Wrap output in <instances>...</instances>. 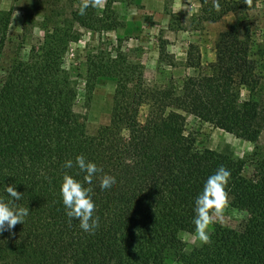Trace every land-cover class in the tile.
Returning <instances> with one entry per match:
<instances>
[{"label": "trees", "instance_id": "obj_1", "mask_svg": "<svg viewBox=\"0 0 264 264\" xmlns=\"http://www.w3.org/2000/svg\"><path fill=\"white\" fill-rule=\"evenodd\" d=\"M58 2H47L39 43L0 68V195L13 185L21 193L16 203L29 209L23 224L0 233V264H264V157L246 177L242 159L197 150L184 130L185 116L192 115L236 138L258 140L264 104L253 92L262 76L248 37L233 28L220 31L206 72L198 49L189 45L184 66L198 73L164 85L145 84L141 67L117 50L106 58L86 54L87 85L99 77L115 80L109 121L89 135L86 115L74 109L77 89L63 60L81 29L118 26L114 0H104L97 13L90 6L83 16L77 14L81 0L68 9ZM251 7L249 0L226 2L205 19ZM9 21L10 11L0 9L2 45ZM241 88L248 91L245 99ZM142 105L147 111L140 122ZM80 154L117 181L110 192H102L95 178L84 184L97 206L95 235L84 233L76 219L68 222L60 196L65 172L83 183L85 174L74 163ZM67 159L73 168L63 167ZM219 165L231 172L226 191L245 221L239 229L215 225L210 243L185 253L181 233L195 231L194 198Z\"/></svg>", "mask_w": 264, "mask_h": 264}, {"label": "rangeland", "instance_id": "obj_2", "mask_svg": "<svg viewBox=\"0 0 264 264\" xmlns=\"http://www.w3.org/2000/svg\"><path fill=\"white\" fill-rule=\"evenodd\" d=\"M48 1L0 0V9L10 11L4 43L0 44V68L17 56H25L31 47L39 43L44 34L42 17L47 12ZM74 1L59 0L57 6L65 5L68 9L69 4ZM233 1L238 0H217V11L213 8V0H114L112 7L118 19L115 29H81L79 40L69 44L63 66L76 86L74 109L86 115V132L93 135L98 127L108 123L115 88V80L110 77H99L90 85L85 83L83 62L86 54L102 52L106 58L113 56L117 50L126 62L141 67L145 84L164 85L167 81L178 82L185 75L193 76L198 73L196 68L184 66L189 45L198 49L202 70L206 72V64L215 58L214 44L217 35L225 29L233 28L240 38L247 36L251 42L257 72L262 76L253 97L264 104V0H249L253 7L239 9L235 13L226 12L215 21L205 19L211 10L217 15L226 2ZM103 5L104 0H97L93 11L99 12ZM170 61L172 65L168 64ZM247 97L248 91L241 88L240 99ZM146 111L145 105L139 108L140 122ZM184 130L193 138L197 150L209 148L242 159L243 175L246 177L255 173L258 159L264 157V126L255 143L236 138L198 121L192 115L185 116ZM213 218L215 223L209 225V232L215 225L239 229L246 215L228 197V203L220 216ZM181 239L185 253L200 243L195 231L181 233ZM140 264L152 263L144 260ZM168 264L181 263L174 260Z\"/></svg>", "mask_w": 264, "mask_h": 264}, {"label": "clouds", "instance_id": "obj_3", "mask_svg": "<svg viewBox=\"0 0 264 264\" xmlns=\"http://www.w3.org/2000/svg\"><path fill=\"white\" fill-rule=\"evenodd\" d=\"M97 0H81L77 14L85 15L86 9L96 7ZM213 8L219 10L217 0H213ZM75 167L84 173L83 183L65 172L60 184V196L65 209L68 222L72 219L79 221V227L84 233L95 235L100 228L99 217L95 215L97 206L92 199L91 187L94 178L98 179L102 192H110L116 186L117 181L107 174L102 173L94 162L89 161L82 154L75 156ZM73 160L67 159L63 163L65 169L73 168ZM231 178V172L224 165H219L203 183L202 189L193 201V218L195 234L202 245L210 243L209 225L215 223L214 216L219 217L223 208L228 203L227 185ZM6 196L0 195V233L11 230L17 223H24L29 215L26 206H19L16 202L21 199V193L15 190L13 185L3 187Z\"/></svg>", "mask_w": 264, "mask_h": 264}]
</instances>
